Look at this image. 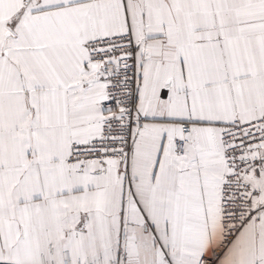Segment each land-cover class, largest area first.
Returning <instances> with one entry per match:
<instances>
[{
	"label": "snow or ice",
	"instance_id": "6c2138e0",
	"mask_svg": "<svg viewBox=\"0 0 264 264\" xmlns=\"http://www.w3.org/2000/svg\"><path fill=\"white\" fill-rule=\"evenodd\" d=\"M0 264H264V0H0Z\"/></svg>",
	"mask_w": 264,
	"mask_h": 264
}]
</instances>
